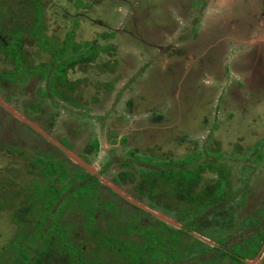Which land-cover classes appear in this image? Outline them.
Segmentation results:
<instances>
[{"label": "trees", "instance_id": "16d2710c", "mask_svg": "<svg viewBox=\"0 0 264 264\" xmlns=\"http://www.w3.org/2000/svg\"><path fill=\"white\" fill-rule=\"evenodd\" d=\"M38 2L0 9V91L17 87L29 107L21 119L4 105L10 95H0V209L16 225L3 253L12 248L7 264H246L253 259L264 243V187L257 189L253 180L264 161V128L247 150L237 145L222 154L218 147L195 144L181 157L156 158L152 150L133 149L114 176L91 173L86 166L98 151L96 138L78 155L79 164L64 152L71 150L66 138L55 144L28 123V115L41 116L46 101L55 107L59 101L76 104L80 81H69L67 72L92 71L99 63L97 69L113 73L115 48L74 41V23L58 43L43 29ZM17 10L35 11L27 28L17 21ZM28 43L47 59L34 63ZM106 48L109 61L99 59ZM112 85L113 80L95 82L97 88ZM231 163L238 165L235 171ZM125 182L133 184V199L142 206L124 193Z\"/></svg>", "mask_w": 264, "mask_h": 264}, {"label": "rangeland", "instance_id": "374dc122", "mask_svg": "<svg viewBox=\"0 0 264 264\" xmlns=\"http://www.w3.org/2000/svg\"><path fill=\"white\" fill-rule=\"evenodd\" d=\"M21 3L25 0H0V9L10 4L18 8ZM38 3L43 29L58 43L74 23V41L94 40L115 48L113 56L118 66L113 73L97 69L99 63L92 71L67 72L69 81H80L77 96L74 95L76 104L59 101L61 106L55 107L46 101L41 116L28 115V123L55 144L61 138L68 140L71 150L64 152L72 160L80 161L78 155L96 138L99 148L87 166L91 173L102 171L107 177L114 176L124 155L133 149L138 154L142 149L152 150L156 158H176L192 150L195 144L199 148L204 144L229 154L237 145L247 150L261 138L264 0ZM34 13L17 10L16 19L27 28ZM194 26L196 30L192 32ZM26 48L34 63L47 59L35 44L28 43ZM109 52L107 48L101 51L99 59L109 61ZM115 75L117 80L113 79ZM97 79L113 80V85L109 89L97 88ZM6 94L10 95L8 101L4 99ZM22 94L15 86L0 91L4 105L21 119V113L29 109ZM93 96L96 101L91 100ZM85 109H89V114L82 113ZM122 137H126L124 143H120ZM8 158L6 155L3 159ZM108 160L112 163L105 166ZM237 167L232 164L233 171ZM257 173L253 180L258 189L264 187V161ZM100 179L105 183L103 177ZM122 187L130 200L141 205L133 199V184L125 182ZM138 195L144 204L148 202V197ZM15 229L5 210L0 209V264H7L13 253L10 248L8 255L3 256Z\"/></svg>", "mask_w": 264, "mask_h": 264}, {"label": "water", "instance_id": "95a60500", "mask_svg": "<svg viewBox=\"0 0 264 264\" xmlns=\"http://www.w3.org/2000/svg\"><path fill=\"white\" fill-rule=\"evenodd\" d=\"M8 109V108H7ZM10 110V109H8ZM11 111V110H10ZM13 113V115H15V113L13 111H11ZM75 161V160H73ZM79 164H81L80 161H75ZM87 168V166H86ZM114 191L117 192L116 188H113V186L111 187ZM155 215L157 217H159L161 220L165 221L167 224H170V225H174V226H177V224H175L172 220L168 219L167 217L161 215V214H158V213H155ZM264 250V243L262 244L261 248L259 249V251L257 252V254L255 255V257L252 259V261H249V260H245V263L246 264H261V258H262V252Z\"/></svg>", "mask_w": 264, "mask_h": 264}, {"label": "clouds", "instance_id": "9594fccd", "mask_svg": "<svg viewBox=\"0 0 264 264\" xmlns=\"http://www.w3.org/2000/svg\"><path fill=\"white\" fill-rule=\"evenodd\" d=\"M204 83H208V81H207V80H205V81H204Z\"/></svg>", "mask_w": 264, "mask_h": 264}, {"label": "flooded vegetation", "instance_id": "af4514ba", "mask_svg": "<svg viewBox=\"0 0 264 264\" xmlns=\"http://www.w3.org/2000/svg\"><path fill=\"white\" fill-rule=\"evenodd\" d=\"M194 27L196 28V26H194ZM194 27H193V28H194Z\"/></svg>", "mask_w": 264, "mask_h": 264}]
</instances>
